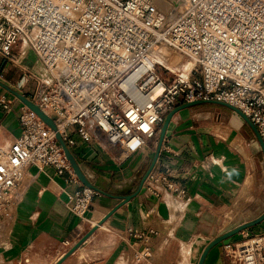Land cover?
<instances>
[{
	"label": "built area",
	"instance_id": "obj_1",
	"mask_svg": "<svg viewBox=\"0 0 264 264\" xmlns=\"http://www.w3.org/2000/svg\"><path fill=\"white\" fill-rule=\"evenodd\" d=\"M26 49L42 76L20 64ZM163 50L189 67L168 69L157 60ZM0 58L19 68L18 84L36 82L27 98L56 127L23 103L17 135L7 136L0 124V216L28 185V165L53 166L68 173L66 181L81 183L55 136L69 149L72 126L80 139L120 160L158 141L177 105L213 99L240 109L264 141V0H0ZM0 105L11 110L4 96ZM142 186L157 197L184 192L168 169L152 167ZM98 193L81 184L69 195V211L83 217ZM127 233L140 243L134 262L149 264L155 232ZM222 248L226 264H264V232Z\"/></svg>",
	"mask_w": 264,
	"mask_h": 264
},
{
	"label": "crops",
	"instance_id": "obj_2",
	"mask_svg": "<svg viewBox=\"0 0 264 264\" xmlns=\"http://www.w3.org/2000/svg\"><path fill=\"white\" fill-rule=\"evenodd\" d=\"M0 60V81L28 97L11 76L1 79L7 64ZM0 96L11 101L8 112L0 105V124L13 137L20 131L22 102L1 85ZM75 129L68 128L75 138L69 149L99 193L78 217L68 209L69 195L82 182L66 181L68 173L53 166L28 165V185L9 214L0 216V264H138L133 253L140 243L129 228L155 232L149 264H197L213 238L264 213V148L250 123L228 105L204 102L178 110L154 149L148 145L120 160L80 139ZM156 154L154 169H168L183 193L166 190L157 197L142 186ZM260 232L264 221L214 245L203 264H226L225 243Z\"/></svg>",
	"mask_w": 264,
	"mask_h": 264
},
{
	"label": "water",
	"instance_id": "obj_3",
	"mask_svg": "<svg viewBox=\"0 0 264 264\" xmlns=\"http://www.w3.org/2000/svg\"><path fill=\"white\" fill-rule=\"evenodd\" d=\"M0 85L2 87H4L5 89H7L8 91H10L11 93H13L24 105H26L28 108H30L32 111H34L52 130H56V127H55V124L53 122V119L51 117H49L47 114H45L39 107L37 104L33 103L32 101H30L27 97H25L24 95H22L21 93L17 92L16 90H14L13 88L9 87L8 85L2 83L0 81ZM204 102H215V103H222V104H225V105H228L230 106L231 108H233L235 111H237L239 114H241L248 123H250V125L255 129V132H256V135L257 137L259 138L260 140V143H261V146L262 148H264V141H262V139L258 136L257 134V131H256V128L255 126L250 122V120L248 119V117L240 110L238 109L237 107H234L228 103H225L223 101H218V100H213V99H209V100H195V101H192V102H186V103H182L180 105H177L172 111H170L164 118V121L162 123V126H161V132H160V136H159V140L161 141L164 137V134H165V131L167 129V126H168V123L169 121L171 120L173 114L175 112H177L178 110L180 109H183V108H187V107H191V106H195L197 104H201V103H204ZM56 136V139L58 141V144L62 147L64 153H65V156L67 158V160L69 161L73 171L75 172V174L77 175L78 179L82 182V184L84 185H89L91 186V183L86 179V177L84 176V174L82 173L80 167L78 166V164L76 163L74 157H73V154L71 153V151L68 149V147L66 146L65 142L63 141L61 135L59 132H56L55 134ZM158 152V151H157ZM156 157H157V154L150 166V168L148 169L147 173L152 169L154 163H155V160H156ZM146 173V174H147ZM145 174V176H146ZM144 176V177H145ZM144 179V178H143ZM143 182V180H142ZM141 182V183H142ZM127 199H129L127 197ZM262 221H264V213H262L259 217H257L256 219H253L251 221H248L246 223H243L233 229H230L218 236H216L215 238H213L204 248L203 250L201 251L199 257H198V261H197V264H203L204 262V259L208 253V251L214 246V245H217L218 243L222 242L223 240L239 233L240 231L242 230H245L247 228H250L254 225H257L259 223H261ZM96 229V227H93L86 235L84 238H86L87 236H89L94 230ZM80 244V243H78ZM77 244V245H78ZM76 245V246H77ZM73 247L68 253H66L65 257H67L69 254L72 253V251L76 248Z\"/></svg>",
	"mask_w": 264,
	"mask_h": 264
},
{
	"label": "rangeland",
	"instance_id": "obj_4",
	"mask_svg": "<svg viewBox=\"0 0 264 264\" xmlns=\"http://www.w3.org/2000/svg\"><path fill=\"white\" fill-rule=\"evenodd\" d=\"M167 3H168V5L170 4L169 2H167ZM177 13H178V11L175 14H177ZM167 52H169L171 57L178 58L181 62H186L185 59L180 57L177 53L170 52V51H167ZM27 53H28V55L24 56L22 58L20 64L22 66L32 70V71H37V73H39L42 76L43 75V69H42L41 64L37 60L35 54L33 53V51L31 49H26V54ZM14 55L16 57L19 56V54L16 51H14ZM6 64H7V66H6L7 68L5 69V71H3V76H1V79H3L4 77L11 76L14 79V81H12L11 83L15 84V86H18V83H19V80L22 76V73L20 72L18 67H15L11 63H6ZM0 65H1V60H0ZM180 67H183V66H180ZM172 71H173V69H172ZM35 89H36V82L33 80H30L29 82H26V84L24 85L23 91H25V94H28V96L30 97L33 95ZM214 108H216V107H214ZM156 141H157L156 138L151 140V142L149 144V147L151 149H154V147L156 145Z\"/></svg>",
	"mask_w": 264,
	"mask_h": 264
},
{
	"label": "bare ground",
	"instance_id": "obj_5",
	"mask_svg": "<svg viewBox=\"0 0 264 264\" xmlns=\"http://www.w3.org/2000/svg\"><path fill=\"white\" fill-rule=\"evenodd\" d=\"M166 4H163L162 7H166ZM179 10H176V12ZM157 60L164 64L168 69H175L177 67L183 66L182 68L187 69L189 67V64L186 62H181L178 58L171 57L169 52L167 50H163L157 57ZM180 64V65H179Z\"/></svg>",
	"mask_w": 264,
	"mask_h": 264
}]
</instances>
